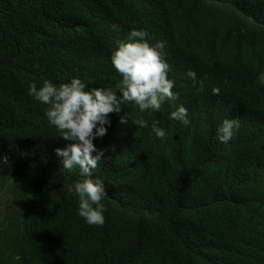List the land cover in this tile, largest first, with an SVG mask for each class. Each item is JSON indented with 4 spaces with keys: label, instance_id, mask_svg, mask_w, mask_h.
<instances>
[{
    "label": "trees",
    "instance_id": "16d2710c",
    "mask_svg": "<svg viewBox=\"0 0 264 264\" xmlns=\"http://www.w3.org/2000/svg\"><path fill=\"white\" fill-rule=\"evenodd\" d=\"M133 28L165 42L178 99L109 115L93 141L105 224L90 226L65 188L85 177L64 169L55 149L68 142L28 87L78 77L117 91L111 52ZM261 73L264 0H0V264H264ZM179 105L188 125L170 118ZM128 112L149 127L120 123ZM225 118L240 127L222 143Z\"/></svg>",
    "mask_w": 264,
    "mask_h": 264
},
{
    "label": "clouds",
    "instance_id": "9594fccd",
    "mask_svg": "<svg viewBox=\"0 0 264 264\" xmlns=\"http://www.w3.org/2000/svg\"><path fill=\"white\" fill-rule=\"evenodd\" d=\"M116 27L113 25V28ZM151 39L146 29L133 28L127 40L115 41L117 47L111 52V61L122 77L116 86L117 91L111 88H89L78 77L59 86L44 80L39 88L35 82L28 87L30 96L48 105L45 115L49 124L60 133L59 138L68 142L65 147L55 149L62 158L64 169L78 167L80 174L85 177L65 185V188L69 194L78 197V215L90 226L102 227L105 224V186L102 180L92 177L99 162L106 158V149H97L93 141L107 134L105 125L111 123L109 115L120 113L122 105H133L138 113L159 112L165 103L172 104L178 99V94L173 91L175 82L168 76L171 67L165 58L166 44L163 41L152 44ZM186 75L194 84L197 83L194 71L189 70ZM257 80L264 86V73ZM204 89V81H199L197 92H203ZM212 94L220 95L221 90L213 87ZM170 118L184 125L190 123L188 110L183 105L177 106L170 113ZM129 121L137 128L149 127L148 121L138 114L128 112L120 117L122 124ZM158 125L159 121L154 120L151 129L156 137L164 139L167 133ZM239 127L238 119H223L216 130L217 139L222 143L229 142Z\"/></svg>",
    "mask_w": 264,
    "mask_h": 264
},
{
    "label": "rangeland",
    "instance_id": "374dc122",
    "mask_svg": "<svg viewBox=\"0 0 264 264\" xmlns=\"http://www.w3.org/2000/svg\"><path fill=\"white\" fill-rule=\"evenodd\" d=\"M2 206H0V208H1Z\"/></svg>",
    "mask_w": 264,
    "mask_h": 264
}]
</instances>
